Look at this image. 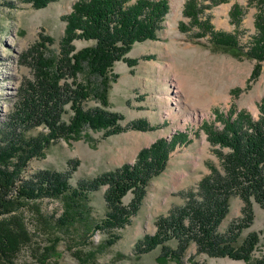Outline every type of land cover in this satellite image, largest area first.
Returning a JSON list of instances; mask_svg holds the SVG:
<instances>
[{"label": "trees", "instance_id": "obj_1", "mask_svg": "<svg viewBox=\"0 0 264 264\" xmlns=\"http://www.w3.org/2000/svg\"><path fill=\"white\" fill-rule=\"evenodd\" d=\"M27 1L43 8L56 0ZM209 1L217 4L227 0ZM254 2L256 35L244 52L256 60L251 79L259 75L264 62V0ZM203 4V0L185 1L183 15L189 24L181 22L180 30L197 26L201 30L198 36L210 33L217 45L239 47L235 35L214 31L209 17L202 18L208 8ZM169 8L168 0H76L62 16L65 26L58 53L48 56L34 47V78L21 88L18 103L0 126V264H18L23 252L39 264H64L61 246L78 264L94 263L101 251L117 242L119 230L137 214L150 181L164 171L171 151L186 143V135L180 133L171 141L160 137L141 148L134 162L75 182L71 181L72 164L68 170L44 168L24 175L28 162L44 156L60 138L78 140L87 130L108 137L127 129L151 128L143 120L123 126V114L110 110L108 93L119 76L113 73L115 63L135 65L128 52L135 43L157 38ZM229 15L233 23L240 21L243 12L237 2L231 5ZM46 40L52 43L50 37ZM77 41L86 44L78 47ZM89 100L94 103L87 105ZM258 109L257 118L245 110L230 111L227 117L217 114L223 123L219 130L204 125L209 141L219 145L215 152L222 170L211 167L196 187L183 193L182 205L160 215L156 231L136 241L138 254L160 247L157 260L161 264H180L194 244L198 253L208 257L264 264V253L254 256L259 233L249 232L240 240L241 232L253 222V203L264 208V98ZM38 126L47 132L26 136L21 131ZM102 187L105 211L97 220L91 194ZM128 193L132 197L125 204L123 198ZM233 196L243 201L241 216L221 231ZM46 199L57 201L61 211H45ZM95 231L104 234L98 244L90 239Z\"/></svg>", "mask_w": 264, "mask_h": 264}, {"label": "rangeland", "instance_id": "obj_2", "mask_svg": "<svg viewBox=\"0 0 264 264\" xmlns=\"http://www.w3.org/2000/svg\"><path fill=\"white\" fill-rule=\"evenodd\" d=\"M75 1L56 0L43 8H35L27 0H1L0 126L18 103L21 88L34 78V47L48 56L58 53L65 26L62 16L70 12ZM168 1L170 8L157 38L133 45L127 56L135 59L134 66H128L124 61L115 63L113 73L119 76L108 93L110 110L123 114V126L133 120H143L151 128L127 129L108 137H103L100 131L87 130L78 140L60 138L45 150L44 156L32 158L24 170V175L44 168L63 171L70 169L72 164L75 170L71 181L75 182L134 162L141 148L150 146L160 137L171 141L179 133L186 135V143L175 146L164 171L150 181L137 214L119 230L117 242L101 251L92 264H161L157 260L160 247L138 254L134 245L143 235L156 231V220L160 215H166L172 207L184 203L183 193L196 187L211 167L222 170L215 152L219 145L209 141L204 125L221 129L223 123L216 115L227 117L230 111L236 114L245 110L257 118L259 103L264 98V62H261L259 75L251 79L256 60L244 53L256 35L254 0H227L217 4L203 0V5H208L203 7L208 8L202 18L209 17L214 31L235 35L239 46L236 48L217 45L210 33L198 36L197 32L201 30L197 26L180 30L181 22L189 24V18L183 15L186 0ZM4 2L9 4L4 5ZM235 2L243 12L237 24L229 15ZM46 37H50L52 43ZM85 44L76 42L78 47ZM234 89L237 90L235 94ZM93 103L89 100L87 105ZM21 131L26 136H35L47 129L38 126ZM104 190L102 187L91 194L93 217L97 220L105 211ZM131 197V193L124 196V203L128 204ZM45 201V211L55 208L61 211L57 201ZM242 206L239 196L230 199L221 231L241 216ZM253 209V222L241 232L240 240L249 232H258L260 240L254 256L259 257L264 253V208L254 202ZM103 238L104 234L98 231L90 237L95 244ZM59 249L64 251L61 263L78 264L64 246ZM25 254L22 253L18 264H39L31 255ZM180 264L248 263L228 257H208L198 253L192 244Z\"/></svg>", "mask_w": 264, "mask_h": 264}, {"label": "crops", "instance_id": "obj_3", "mask_svg": "<svg viewBox=\"0 0 264 264\" xmlns=\"http://www.w3.org/2000/svg\"><path fill=\"white\" fill-rule=\"evenodd\" d=\"M152 117H153V116H152ZM152 117H151V118H152ZM153 118H154V117H153Z\"/></svg>", "mask_w": 264, "mask_h": 264}]
</instances>
